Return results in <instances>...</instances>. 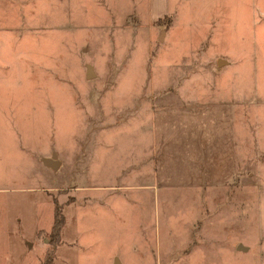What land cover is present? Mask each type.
I'll return each mask as SVG.
<instances>
[{"label": "rangeland", "instance_id": "374dc122", "mask_svg": "<svg viewBox=\"0 0 264 264\" xmlns=\"http://www.w3.org/2000/svg\"><path fill=\"white\" fill-rule=\"evenodd\" d=\"M150 1L0 0V264H264V0Z\"/></svg>", "mask_w": 264, "mask_h": 264}, {"label": "trees", "instance_id": "16d2710c", "mask_svg": "<svg viewBox=\"0 0 264 264\" xmlns=\"http://www.w3.org/2000/svg\"><path fill=\"white\" fill-rule=\"evenodd\" d=\"M158 21V20H157ZM55 211H54V225L52 227L53 235H55V238H58L60 240V231L62 227L64 226V215L62 212L61 205L55 201L54 205ZM53 259V254L47 253L44 261L42 264H51Z\"/></svg>", "mask_w": 264, "mask_h": 264}, {"label": "water", "instance_id": "95a60500", "mask_svg": "<svg viewBox=\"0 0 264 264\" xmlns=\"http://www.w3.org/2000/svg\"><path fill=\"white\" fill-rule=\"evenodd\" d=\"M222 60H218V62H221ZM87 70H88V76L91 77L93 75V69L91 68V65L88 64L87 65ZM44 162L49 165L50 167H57L59 162L58 160H56L54 157H51V158H44ZM236 248H239V249H242V250H246L247 247L244 246L242 243H238L237 244V247ZM114 264H120L119 262V259L116 258V262Z\"/></svg>", "mask_w": 264, "mask_h": 264}, {"label": "crops", "instance_id": "0c3cea01", "mask_svg": "<svg viewBox=\"0 0 264 264\" xmlns=\"http://www.w3.org/2000/svg\"><path fill=\"white\" fill-rule=\"evenodd\" d=\"M172 0H151L150 1V7L151 6H166V5H172L171 3ZM183 4L184 0H183ZM187 4V3H186ZM51 157H54L56 160H58L59 164L57 167H50L52 169H59L60 167H62V165L64 164L60 159H58L55 155H52ZM51 157H43L42 160L44 162V158H51ZM49 166V165H48ZM237 247V246H236ZM239 249V248H238ZM120 262V260H119ZM121 264V263H120Z\"/></svg>", "mask_w": 264, "mask_h": 264}]
</instances>
